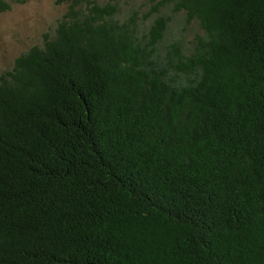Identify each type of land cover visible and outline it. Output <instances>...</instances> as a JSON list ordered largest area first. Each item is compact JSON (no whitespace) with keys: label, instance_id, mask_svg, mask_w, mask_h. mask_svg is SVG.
Returning a JSON list of instances; mask_svg holds the SVG:
<instances>
[{"label":"trees","instance_id":"16d2710c","mask_svg":"<svg viewBox=\"0 0 264 264\" xmlns=\"http://www.w3.org/2000/svg\"><path fill=\"white\" fill-rule=\"evenodd\" d=\"M56 2L0 72V264H264V0Z\"/></svg>","mask_w":264,"mask_h":264},{"label":"rangeland","instance_id":"374dc122","mask_svg":"<svg viewBox=\"0 0 264 264\" xmlns=\"http://www.w3.org/2000/svg\"><path fill=\"white\" fill-rule=\"evenodd\" d=\"M67 6L56 0H28L14 4L0 15V72L12 66L15 58L55 27Z\"/></svg>","mask_w":264,"mask_h":264}]
</instances>
